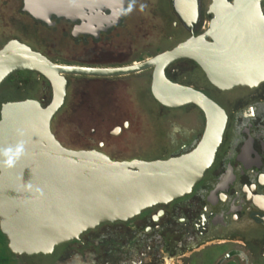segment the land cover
<instances>
[{"label": "flooded vegetation", "instance_id": "obj_1", "mask_svg": "<svg viewBox=\"0 0 264 264\" xmlns=\"http://www.w3.org/2000/svg\"><path fill=\"white\" fill-rule=\"evenodd\" d=\"M3 1L17 3L16 12L26 17L19 21L22 26L71 39V46L65 51L51 42L35 47L15 32L0 41V49L19 40L55 63L95 68L148 61L201 37L214 18V0ZM154 70L151 66L124 75H66L67 98L59 113L71 96L73 114L81 125L90 123L91 137L96 139L79 149H96L124 161L167 159L198 145L207 126L204 111L195 104L160 103L152 90ZM166 75L203 92L227 115L222 144L202 180L185 196L128 220L101 223L50 253H13L0 227L4 237L0 247L9 253L0 256V264H264V82L221 89L192 58L174 61ZM132 76L140 81L135 84L137 94L129 91L133 83L125 82ZM135 96L136 103H130ZM25 99L47 106L53 99L49 80L33 71L12 74L0 85V118L4 103ZM141 104L157 117L153 140L157 153L153 158L140 154L118 158L108 149L135 128L134 119L144 112ZM102 131L107 138L99 135Z\"/></svg>", "mask_w": 264, "mask_h": 264}, {"label": "water", "instance_id": "obj_2", "mask_svg": "<svg viewBox=\"0 0 264 264\" xmlns=\"http://www.w3.org/2000/svg\"><path fill=\"white\" fill-rule=\"evenodd\" d=\"M264 0H214V18L201 37L127 67L62 65L11 40L0 49V85L18 71L44 75L53 99L2 105L0 148L25 144L11 167L0 166V227L15 254L50 253L101 223L128 220L146 209L189 194L213 165L227 125L225 111L203 92L170 80L167 67L180 58L199 63L221 88L264 82ZM155 66L152 90L165 106L195 104L207 126L191 151L167 159L117 161L96 149L64 146L52 129L67 98L68 74L124 75Z\"/></svg>", "mask_w": 264, "mask_h": 264}, {"label": "rangeland", "instance_id": "obj_3", "mask_svg": "<svg viewBox=\"0 0 264 264\" xmlns=\"http://www.w3.org/2000/svg\"><path fill=\"white\" fill-rule=\"evenodd\" d=\"M17 3H9L4 5V1L0 0V41L1 43L5 42L8 37L12 36L13 33L22 35V37L29 41L35 47H41L47 43H56L58 48H62L63 51L66 50L68 46H71V39L61 38L55 34L49 35L44 34L43 29L36 31L33 27H24L20 24V20H25L26 17L20 15L16 12L18 8ZM124 79V78H120ZM127 79V78H126ZM125 82L133 83V86H130L129 91L136 93V82H140L135 76L129 77ZM137 97L130 99V103H136ZM72 97H69V100L65 108L55 117L52 124V129L55 135L59 138L61 143L72 149L86 148L90 147L96 139H92L90 130V123L83 122L82 125L79 121V118L75 116L72 112ZM142 105V104H141ZM151 107V105H149ZM143 115L141 118L134 119L135 128L128 132L123 141H116L120 144H115L114 147L108 149L109 152H112L114 156L121 158L126 156L131 158L133 156H140L153 158L157 153V148L153 144V140L156 133V124L157 117L155 114L147 113V107H142ZM146 108V109H145ZM83 121V119H81ZM183 123H186L185 120L181 119ZM186 124H189L188 122ZM103 137H108V134L105 131H102V134H99ZM97 135L96 137H100ZM91 137V138H90ZM118 146V147H117ZM121 146V148L119 147ZM114 149V150H113ZM0 239L4 240V237L0 234ZM8 250L5 247H0V256L7 255Z\"/></svg>", "mask_w": 264, "mask_h": 264}, {"label": "clouds", "instance_id": "obj_4", "mask_svg": "<svg viewBox=\"0 0 264 264\" xmlns=\"http://www.w3.org/2000/svg\"><path fill=\"white\" fill-rule=\"evenodd\" d=\"M146 7V5H141V9ZM131 11V8H129ZM25 153V144L21 140L14 146H9L7 148H0V166L11 168L17 160Z\"/></svg>", "mask_w": 264, "mask_h": 264}]
</instances>
